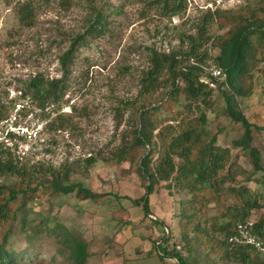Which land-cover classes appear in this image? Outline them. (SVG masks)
I'll return each mask as SVG.
<instances>
[{
  "label": "rangeland",
  "instance_id": "1",
  "mask_svg": "<svg viewBox=\"0 0 264 264\" xmlns=\"http://www.w3.org/2000/svg\"><path fill=\"white\" fill-rule=\"evenodd\" d=\"M245 1L183 0L181 12L172 15L161 10V2L153 0H0V113L4 115L9 112L11 89L25 91L26 83L37 74L45 80L60 77L59 57L72 37L85 33L98 11L103 18L100 32L86 33L76 49L63 98L43 108L32 100L35 118L44 123L37 141L10 145L0 141L28 166L44 169L72 164L77 172L71 173L69 180L81 183L98 197L80 199L74 192L54 194L45 182L46 188L34 195L23 213L31 244L19 232V212L18 222L8 235V250L21 251L31 245L33 249L26 255L30 261L64 264L57 256L50 260L58 242L49 228L58 223L87 241L90 254L86 264H175L172 258L159 257L156 245L164 242L163 233L169 235L165 243L169 248L179 240L176 215L181 195L174 189L169 192L161 182L148 195L151 214L146 215L142 205L133 202L144 193L135 167L128 161L104 159L110 157V149L120 142L126 127L129 110L121 106L122 102L137 104L143 99L140 78L149 63V49L177 51L180 37L194 33L197 18L206 7L234 9ZM25 2L34 7L31 25L19 21L18 7ZM211 50L219 52L216 46ZM204 67L210 70L216 66L209 59ZM248 84L250 94L237 97L236 107L250 122L251 145L260 150L264 165V90L257 71ZM165 89L159 85L148 98L158 100ZM207 116L209 136H215L218 145L230 147L232 160L251 170L246 151L232 144L242 136L244 127L225 114L222 97L216 96ZM90 157L96 160L88 164ZM38 177L42 179L40 174ZM15 180L9 175L0 177V183ZM247 185L263 194L261 206L250 213L249 220L256 221L264 214V188L255 178ZM206 213L213 217L218 210L209 206Z\"/></svg>",
  "mask_w": 264,
  "mask_h": 264
},
{
  "label": "trees",
  "instance_id": "2",
  "mask_svg": "<svg viewBox=\"0 0 264 264\" xmlns=\"http://www.w3.org/2000/svg\"><path fill=\"white\" fill-rule=\"evenodd\" d=\"M153 2H161V10L172 15L181 12L184 6L183 0ZM33 8L29 2L18 7L20 23H33ZM102 22L98 11L89 20L85 33L72 37L59 57L60 77L45 80L37 74L29 79L24 92L38 106L43 108L63 98L76 49L84 42L86 33L100 32ZM213 26L215 29L211 31ZM194 28V33L180 37L177 51L149 49V63L140 78L143 99L137 104L129 100L122 102L121 106L129 110L126 127L120 142L104 160L128 161L135 167L144 193L133 202L142 205L146 215L151 214L148 195L161 182L169 192L174 189L181 195L176 215L179 240L169 248L165 244L169 235L163 233L164 242L156 245L162 259L172 258L175 264H263L252 246L229 239L238 236L239 228L247 224L251 210L260 207L263 198V194L247 185V181L255 178L264 188V165L260 150L251 145L250 122L236 107V99L250 94L248 83L253 71L260 74L264 90V0H246L234 9L206 7ZM185 43L187 46L181 49ZM214 46L219 50L216 54L211 52ZM209 59L224 73L221 81L212 77L213 68L205 69V61ZM210 80L214 81V87L209 85ZM159 85L166 88L165 94L151 101L148 95ZM216 96L223 98L225 114L244 127L242 136L232 144L246 151L251 170L232 160L231 148L218 145L216 137L208 134L207 111L213 108ZM4 116L0 113V120ZM95 160L90 157L86 162L91 164ZM73 172L77 169L70 163L59 168L28 166L0 144V177L16 178L12 183H0V264H39L26 256L33 249L31 245L13 251L6 248V243L21 212L19 232L31 244L23 213L34 195L46 188L45 182L54 194L74 192L80 199L98 197V193L81 183L70 181ZM209 206L218 210L213 217L206 213ZM44 224L49 225L48 218ZM52 227L49 229L56 235L58 246L50 260L55 261L57 256L64 264H86L90 254L87 241L58 223ZM249 229L264 240V214Z\"/></svg>",
  "mask_w": 264,
  "mask_h": 264
},
{
  "label": "built area",
  "instance_id": "3",
  "mask_svg": "<svg viewBox=\"0 0 264 264\" xmlns=\"http://www.w3.org/2000/svg\"><path fill=\"white\" fill-rule=\"evenodd\" d=\"M211 75L218 81H221L224 77V73L220 68H213ZM209 85L214 87V81L210 80ZM9 102V112L0 120V141L6 144H13L18 141L23 143L37 141L44 129V123L38 117L35 118L31 96L21 89H11ZM254 222L248 220L246 225L239 228L238 236L229 240H236L252 246L264 264V240L249 229V226Z\"/></svg>",
  "mask_w": 264,
  "mask_h": 264
}]
</instances>
